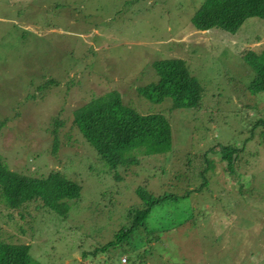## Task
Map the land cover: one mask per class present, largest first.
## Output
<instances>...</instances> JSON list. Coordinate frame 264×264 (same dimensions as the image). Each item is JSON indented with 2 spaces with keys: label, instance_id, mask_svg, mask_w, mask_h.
Here are the masks:
<instances>
[{
  "label": "rangeland",
  "instance_id": "1",
  "mask_svg": "<svg viewBox=\"0 0 264 264\" xmlns=\"http://www.w3.org/2000/svg\"><path fill=\"white\" fill-rule=\"evenodd\" d=\"M199 2L0 0V118L6 117L0 127V158L9 169L28 175L62 173L81 185L82 205L88 204L53 222L30 206L35 218H20L14 211L8 215L0 198V238L28 243L31 264H78L80 249H91L123 224L135 186L143 184L153 193L191 191L197 181L173 176L182 172L178 164L185 151H206L216 161L217 152L210 147L239 146L241 140H246L245 150L235 160L241 164L234 173L224 161L216 162L214 175L207 176L209 191L182 200L194 207L193 218L160 233L161 243L149 241L159 257L145 252L134 264H156L160 258L173 264L264 261V199L254 200L260 196L253 192L247 196L250 202L233 205L238 182L245 186L248 178L264 196V131L261 125L251 128L264 120V91L245 89L252 72L241 57L246 50L264 52V20L246 18L234 33L199 31L189 22ZM161 57L184 60L202 89L198 107L169 109L167 100L152 103L135 93L136 86L154 79L150 62ZM110 89L140 113H163L173 148L119 167L118 182L101 172L94 151L71 123V110L92 91ZM54 118L61 124L51 152ZM100 258L97 254L83 262L99 264Z\"/></svg>",
  "mask_w": 264,
  "mask_h": 264
},
{
  "label": "trees",
  "instance_id": "2",
  "mask_svg": "<svg viewBox=\"0 0 264 264\" xmlns=\"http://www.w3.org/2000/svg\"><path fill=\"white\" fill-rule=\"evenodd\" d=\"M249 17L264 20V0H200L191 13L189 22L190 26L199 31L215 28L234 33ZM241 57L252 72L244 84L245 89L255 92L264 91V60L262 59L264 52L255 54L246 50ZM150 66L154 79L134 89L141 99L152 103L167 100L169 109L199 106L202 89L197 79L188 71L183 59L155 58L150 62ZM46 82L54 84L55 80L48 79ZM36 88L41 89L42 85H37ZM5 120L6 117L0 118V127ZM71 123L82 140L94 151L101 172L109 174L116 182L122 179L118 173L119 167L126 169L130 165L137 164L139 156L166 155L173 149L166 116L158 111L140 113L129 103L123 102L116 89L105 90L98 94L92 91L87 99L82 100L71 110ZM59 124H61L60 119L54 118L51 129L53 136L51 152L55 151L58 144L56 127ZM256 125H261L264 131V120L253 122L251 128ZM245 141L241 140L239 146L232 142L215 143L208 150L213 154L217 152L216 161L207 157L206 151L194 153L186 150L184 159L182 160L181 157L178 164L182 166L179 167L182 172L176 171L173 176L184 175L186 181L190 183L197 181L196 188L191 191L184 189L183 192L172 193L164 190L153 193L143 184L135 186L133 202L123 213V224H118L107 239L101 243L96 242L91 249H80L81 259L78 264H92L83 261H92L91 257L97 254L101 255L99 264H134L135 260L143 258L145 252H151L150 255L157 254L159 257V251L154 247L152 249L149 241H153V244L161 243L160 233L170 232L169 230H173L181 221L186 222L193 218L194 207L189 208L186 201L182 200L189 197L192 192L206 194L209 191L205 188L207 176L210 178L214 175L216 162L224 161L227 170L234 173L235 167L241 164L240 162L236 165L235 160L244 153ZM246 155H249L247 151H245ZM236 190L233 205L240 200L245 203L250 202L247 196L249 197L253 192L254 195L261 197L253 198L254 200L264 199L251 178H248L245 186L241 181L238 182ZM80 191L81 185L77 181L58 171H49L42 176L28 175L9 169L0 158V198L7 207L8 215L14 211L20 218L25 216L35 218L28 209L30 206L34 211L41 210L49 220L52 218L53 222L64 220L74 215L78 208L88 205L87 203L82 205L84 199H81ZM108 194L111 192L108 191ZM178 201L181 203L180 206L174 208L175 202L179 204ZM75 204L77 205L72 212V206ZM135 240L139 243L134 244ZM28 251L29 244L26 242H12L0 238V264H31ZM129 252L132 254H128ZM87 254L89 258H86ZM122 254L123 262L119 259V255ZM160 262L173 264L171 260L161 258L156 264ZM259 264H264V261Z\"/></svg>",
  "mask_w": 264,
  "mask_h": 264
},
{
  "label": "built area",
  "instance_id": "3",
  "mask_svg": "<svg viewBox=\"0 0 264 264\" xmlns=\"http://www.w3.org/2000/svg\"><path fill=\"white\" fill-rule=\"evenodd\" d=\"M120 261L123 262L124 261V257H120ZM86 264H89V263H86Z\"/></svg>",
  "mask_w": 264,
  "mask_h": 264
}]
</instances>
